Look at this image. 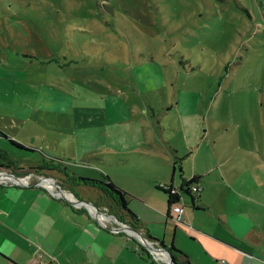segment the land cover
I'll use <instances>...</instances> for the list:
<instances>
[{"label":"rangeland","instance_id":"374dc122","mask_svg":"<svg viewBox=\"0 0 264 264\" xmlns=\"http://www.w3.org/2000/svg\"><path fill=\"white\" fill-rule=\"evenodd\" d=\"M104 125L162 155L176 147L175 178L207 171L217 188L231 171L236 188L252 185L250 167L264 173V0H0V174L58 185L56 171L29 173L45 154L80 177H113Z\"/></svg>","mask_w":264,"mask_h":264},{"label":"crops","instance_id":"0c3cea01","mask_svg":"<svg viewBox=\"0 0 264 264\" xmlns=\"http://www.w3.org/2000/svg\"><path fill=\"white\" fill-rule=\"evenodd\" d=\"M99 134L111 148L105 162L116 171L107 178L122 191L126 208L135 216L134 227L151 245H172L189 264H264V173L256 165L250 167L254 171L252 185L246 182L236 188L234 182L240 176L230 171L224 176L227 179H219L225 184L207 188L212 186L204 178L207 171L193 169L187 178L184 174L175 178V163L182 158L176 147H168L162 155L136 130L121 126L104 125ZM46 156L69 171L62 159ZM88 160L94 162L89 157L84 164H89ZM59 175L64 188L71 190L66 178ZM192 176L200 190L197 194L180 192L182 223L175 224L159 187L177 188ZM139 178L149 184L137 185ZM234 195L242 201L237 203ZM76 197H61L54 185H36L31 180L27 185L0 183V264H166L148 252L137 236L119 229L111 216L128 225L131 220L124 210L113 204L116 212L111 201L102 196L90 201L94 207H84ZM101 205L109 211L98 209ZM209 209L214 210L213 215Z\"/></svg>","mask_w":264,"mask_h":264},{"label":"trees","instance_id":"16d2710c","mask_svg":"<svg viewBox=\"0 0 264 264\" xmlns=\"http://www.w3.org/2000/svg\"><path fill=\"white\" fill-rule=\"evenodd\" d=\"M0 136L1 137H5V135L0 131ZM9 142L19 148V149H23V150H27V151H34L32 148L30 147H25L22 144L9 139ZM39 152H41L40 150H38ZM42 153V152H41ZM10 163V162H8ZM4 167H8V166H4ZM33 174H38L42 171H56L57 173L62 174L69 185L71 187V190L67 189V187L65 189H67L69 192H71V194H73L74 196L75 193L72 190V187H77V186H84L87 188H91L93 190H95L96 192L99 193L100 196L104 197L105 199L111 201L114 205H116L119 209H122L126 212L127 216L129 217V219L131 220L130 223H128V225L136 230L137 228L134 227V219L135 216L126 208V202L124 200V195L122 193V191L117 188L114 184L111 183V181L104 176L103 179H91V178H84V177H80L77 176L69 171H67V169L58 161L53 159L52 157H47L45 154L43 155L42 158L39 159V161H37V163L28 168ZM196 180V176H192L190 179H188L185 182H182L180 186H178L177 188H173L171 185H166V186H161L159 187L166 195L167 197V206L168 208L173 205L174 203L178 202L179 197H180V192H184L185 191L187 193H193V194H197L198 191L200 190V187L198 189V191L196 192H190L189 191V186L196 184L195 183ZM62 184V182H60ZM59 182H57V186L60 189H63V185H61ZM181 199V197H180ZM96 206V205H95ZM168 216V215H167ZM114 217L118 220H120L121 222L125 223L120 217H117L114 215ZM127 224V223H125ZM162 246V244H160ZM141 248V247H140ZM142 249V248H141ZM166 251L169 253V255L171 256V258L173 259V261L176 264H189L187 262V260L185 259V256L179 251L177 250L175 247H173L172 245H169L167 248H165ZM144 250V249H142ZM144 252V251H143Z\"/></svg>","mask_w":264,"mask_h":264},{"label":"built area","instance_id":"2783aa9c","mask_svg":"<svg viewBox=\"0 0 264 264\" xmlns=\"http://www.w3.org/2000/svg\"><path fill=\"white\" fill-rule=\"evenodd\" d=\"M30 175H24V176H15L13 174H0V183L2 184H17V185H27L29 184L30 181ZM47 182V183H45ZM38 185H42V186H51L53 185V182L50 178H43V177H39L35 184ZM199 186H197L196 184L190 185L189 186V191L190 192H196L198 191ZM55 193V192H52ZM56 195H58L57 193H55ZM169 212L172 214L170 216V219L175 223V224H181L182 223V219H181V214L183 212V206H182V202L181 199L179 197L178 202L174 203L173 205H171L169 207ZM108 220H110V217H108ZM113 219V218H112ZM115 221V220H114ZM114 230V229H113ZM112 230V231H113ZM157 258L158 259H166L167 255L165 253H161L160 255L157 254Z\"/></svg>","mask_w":264,"mask_h":264},{"label":"water","instance_id":"95a60500","mask_svg":"<svg viewBox=\"0 0 264 264\" xmlns=\"http://www.w3.org/2000/svg\"><path fill=\"white\" fill-rule=\"evenodd\" d=\"M50 179L52 180L53 182V185L58 189L60 190V196L63 197L62 193H61V189L58 188V186L54 183V179L50 177ZM36 185H38L36 183ZM77 203H80L81 205H83L84 207H94L92 203H89V202H85V201H81V200H76ZM111 216V215H110ZM113 218H115L114 216H111ZM116 224L118 225L119 229L122 230V231H125L131 235H135V237L137 236L142 242L143 244V247L148 251V252H151V253H155V254H161V253H165L167 255V258L163 260L164 263L166 264H176L173 259L171 258V256L169 255V253L166 251V249L163 247V246H153L151 245L147 239L140 233L138 232L137 230H134L132 229L131 227H129L128 225H125L123 224L121 221H117ZM150 245V246H148Z\"/></svg>","mask_w":264,"mask_h":264},{"label":"flooded vegetation","instance_id":"af4514ba","mask_svg":"<svg viewBox=\"0 0 264 264\" xmlns=\"http://www.w3.org/2000/svg\"><path fill=\"white\" fill-rule=\"evenodd\" d=\"M114 220L117 222V221H120V220H118V219H116V218H114ZM123 223V222H122ZM123 224H125V223H123ZM125 225H127V224H125ZM130 227V226H129Z\"/></svg>","mask_w":264,"mask_h":264}]
</instances>
